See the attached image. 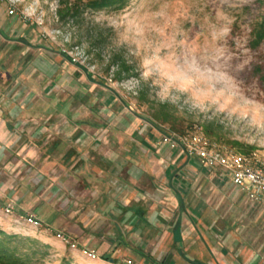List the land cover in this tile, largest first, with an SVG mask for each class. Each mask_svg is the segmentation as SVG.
Wrapping results in <instances>:
<instances>
[{
	"label": "rangeland",
	"instance_id": "1",
	"mask_svg": "<svg viewBox=\"0 0 264 264\" xmlns=\"http://www.w3.org/2000/svg\"><path fill=\"white\" fill-rule=\"evenodd\" d=\"M66 1L0 0L9 26L8 34L0 37V64L3 72L13 75L14 80L9 81L15 90L22 91L19 99L28 94L23 84H34L33 100L27 105L33 102L42 108L48 103L44 95L51 91L57 98L49 100L48 106L61 110L51 120L55 126L66 122V118L72 123L78 121L80 110L90 128L104 126L95 135L90 133L94 134L100 126L95 131L87 128L90 133L85 135L89 139L99 138L103 133L106 136L114 115L130 111L150 121L151 109L157 103L167 104L179 121L180 135L201 132L202 125L212 123L219 139L216 144L221 148L245 156L264 154V42L251 47L254 24L264 22V0H129L123 10L86 12L75 22L61 23L56 12L59 2ZM9 10L13 11L12 15L8 14ZM39 46L46 50H37ZM27 47L29 51L22 50ZM49 51L48 80L53 85L44 90L48 85V80H44L47 74L34 73L33 69H42V63L46 64L43 58H48ZM62 52L75 63L63 59ZM112 56L125 60L131 69V75L120 82L113 79L114 68L107 70ZM13 58L18 62L12 64ZM63 73L70 77L90 76V82H98L103 91L115 95L116 105L106 106L107 109L97 106L95 110L85 109V105L82 108V102H78L82 96L77 88H74L77 103L65 99L61 95L74 90L65 80H60L65 77ZM30 76L32 80L26 83ZM3 97L0 104L13 99ZM19 99L13 103L14 107L20 105ZM92 101L91 96L89 106ZM64 102L67 105L63 107ZM70 103L74 104L72 114H65ZM153 123L150 130L158 138L162 129L164 134L170 132L169 125ZM2 149L0 171H3L2 155L6 156ZM241 150L248 153L242 154ZM17 171L15 168L10 173ZM182 171L185 192H191L196 183L194 170ZM110 176L109 173L104 182ZM31 177L36 182L32 186L35 195L44 194L45 202L50 201V206L40 213L43 216L32 209L17 214L13 210L14 202L0 204V232L14 238L11 246L18 249L23 264H162L167 257L168 249L161 243L165 227L155 219L150 225L151 203L148 204L150 200L145 196L139 203L127 194L110 196L98 205L85 202L88 195L69 191L64 173H57L54 178ZM206 191L208 187L201 195L203 201L222 203V219L228 229L222 224L217 229L236 239L232 255L242 250L240 247L246 241L249 251L264 255V212L249 210L241 204L240 196H230L229 189ZM9 205L12 211L8 214L5 208ZM131 205L144 209L142 220L129 218L126 209ZM158 211L163 218L173 220L174 211L166 207ZM30 217L39 225L28 222ZM69 223L74 224L77 237L66 233ZM57 234L68 237L76 248L65 245ZM83 248L94 252L96 258L84 255ZM102 256L111 261L100 260Z\"/></svg>",
	"mask_w": 264,
	"mask_h": 264
},
{
	"label": "crops",
	"instance_id": "2",
	"mask_svg": "<svg viewBox=\"0 0 264 264\" xmlns=\"http://www.w3.org/2000/svg\"><path fill=\"white\" fill-rule=\"evenodd\" d=\"M7 22V16L0 7V37H5L9 32ZM40 46L37 50H46ZM22 50L27 52L30 48ZM47 54L48 58H43L46 64L42 63V69H33L34 73L41 71L47 74V78L43 77L44 80L49 79L51 70L50 51ZM1 57L0 54V63ZM10 60L12 64L17 61L14 58ZM0 70V97L13 98L10 101L5 99L6 102L0 104V148L3 147V154H6L1 158L3 171H0V204L6 206L14 202L13 210L17 214L22 210L32 209L41 217V211L50 206V201L45 202L42 198L44 194L35 195L32 186H35L36 182L32 181L31 176L40 178L39 176L45 175L47 178H54L57 173H64L65 187L81 196L88 195L85 202L101 205L107 198L110 199V196L115 198L125 194L136 203L142 200V196L150 200V225L158 221L165 227L161 243L168 249V254L162 264H191L186 259L198 264H264V255L249 251L247 241L240 247L242 250L232 255L236 239L225 234L223 229H217L218 224H222L225 230L228 229L227 222L222 219V203L218 205L213 201H203L201 195L207 187L208 192L217 191L221 187L229 189L232 198L240 196V201H243L241 204L249 210L259 209L264 212V205L247 201L230 183L225 173L217 169L199 167L196 160L186 159L178 149L170 151L167 145L161 142L163 129L158 138L155 131L150 130V123H153L151 120H143L130 111L114 115L113 122L106 129L108 134L105 136L106 133H103L99 138L89 139L85 135L89 132L86 130L90 128V124L87 119H83L85 117L82 110L78 121L72 123L66 118L67 121L57 127L51 120L61 110L48 106L49 100L57 96L48 91L44 95L48 102L46 107L40 108L33 102L27 105L33 100L36 85L23 84L28 94L19 99L22 91L17 92L13 87V75L2 71V64ZM39 75L40 73L37 78H40ZM63 76L65 77H60V80H65L67 86L73 90L77 88L76 91L82 96L78 99V102H82V108L85 105V109L95 110L96 106L113 108L116 105L115 95L103 91L98 82H90V76L70 77L66 73H63ZM31 80L30 76L26 83ZM47 84L48 87H44V90L53 85L51 80H48ZM74 92L75 90L61 96L77 103ZM91 96L94 103L89 106ZM17 99L21 103L14 107L13 103ZM66 102L61 106L67 105ZM73 105L70 103L67 106L65 114L71 113ZM90 114H93V111H90ZM24 126L27 127L21 129ZM98 126L94 127H98L94 134L89 132L90 135L103 130L104 126ZM94 128L90 129L95 131ZM166 133L168 131H165ZM168 161H171V164ZM15 168H18L17 174L10 173ZM183 169L194 170L196 183L191 192H185ZM109 173L110 180L104 182ZM7 178L11 179L12 183ZM162 207L175 212L173 220L161 216L158 209ZM143 210L138 205H131L126 209L130 214L129 218L140 220L143 219ZM74 227L73 223L66 225V233L77 237L78 232Z\"/></svg>",
	"mask_w": 264,
	"mask_h": 264
},
{
	"label": "built area",
	"instance_id": "3",
	"mask_svg": "<svg viewBox=\"0 0 264 264\" xmlns=\"http://www.w3.org/2000/svg\"><path fill=\"white\" fill-rule=\"evenodd\" d=\"M8 14L12 15L13 11L9 10ZM161 142L170 151L178 149L186 159L196 160L199 167L222 171L247 201L264 205V154L245 156L225 150L199 131L186 135L168 132L161 136ZM11 211L12 206L5 208L8 214ZM27 220L33 225H39L35 218ZM57 237L70 248H76L68 237L61 234H57ZM81 252L88 258H96L92 251L83 248Z\"/></svg>",
	"mask_w": 264,
	"mask_h": 264
},
{
	"label": "trees",
	"instance_id": "4",
	"mask_svg": "<svg viewBox=\"0 0 264 264\" xmlns=\"http://www.w3.org/2000/svg\"><path fill=\"white\" fill-rule=\"evenodd\" d=\"M129 0H67L66 2H59V7L57 9L56 15L58 20L61 23H70L75 22L77 19H81L86 12L94 11H119L123 10ZM251 47H257L261 42H264V22L257 21L254 24V28L251 33ZM61 57L70 63H75V61L70 58L66 53H60ZM118 56H112L107 65V70L114 68V81L120 82L126 77L131 75V69L127 65L125 60L117 61ZM85 74L87 72L77 65ZM150 120L155 124L159 125H169V130L171 133L180 135L182 134L181 128L177 127L179 124L178 119L175 117V114L170 111V107L167 104L157 103L149 114ZM212 123H208L201 126V133L208 139L214 141L215 143L219 140L218 135L215 132ZM214 140H213V139ZM235 146L240 147L239 144L235 143ZM242 154L248 152L240 151ZM0 264H23L22 257L18 254L19 251L15 247L11 246V241L14 240L13 237L5 235V233L0 232ZM181 254V253H180ZM183 257L184 255L181 254ZM145 258V257H144ZM185 258V257H184ZM186 259V258H185ZM100 260L109 262V258L102 256ZM147 260V259H146ZM191 264H198L194 261L186 259ZM114 263V261H113ZM155 264V263H152Z\"/></svg>",
	"mask_w": 264,
	"mask_h": 264
}]
</instances>
